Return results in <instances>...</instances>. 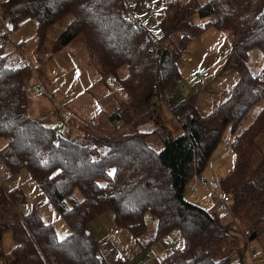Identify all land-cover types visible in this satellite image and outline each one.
<instances>
[{"label":"trees","instance_id":"trees-1","mask_svg":"<svg viewBox=\"0 0 264 264\" xmlns=\"http://www.w3.org/2000/svg\"><path fill=\"white\" fill-rule=\"evenodd\" d=\"M4 6L11 22L8 29L32 17L38 37L71 15L59 41L66 44L84 36L102 72L100 81L113 78L121 93L120 106L111 117L123 120L127 127L157 107L153 104L159 96L169 92L168 101L173 102L179 80L176 60L202 31L189 21L195 13L213 15L206 26L230 33L232 48L223 68L239 75L227 98L208 114L200 115L192 99L175 107L185 113L184 132L165 137L162 148L155 150L142 131L90 136L84 141L58 137L55 127L25 112L27 69L6 66L0 56V137L6 139L0 153L2 164L8 174L25 169L69 230L58 238L34 211L22 216L10 226L14 246L8 264H104L88 224L107 211L114 214L116 225L134 235L145 230L146 213L155 219L156 239L177 229L183 245L165 256L163 264H232L229 256L214 259L208 253L227 239L228 223L184 200L183 190L230 126L229 146L235 158L220 181L221 190L233 207H252L264 215V151L261 161L250 169L256 138L264 126V107L246 128L237 131L252 105L264 97V68L254 76L246 65L250 48L258 47L264 54V0L181 3L171 22L185 34L172 49L155 48L140 23L130 22L123 0H8ZM75 189L81 193L80 201L72 196ZM7 198L16 203L24 200L16 190L0 187V202ZM257 235L252 229L248 238Z\"/></svg>","mask_w":264,"mask_h":264},{"label":"rangeland","instance_id":"rangeland-1","mask_svg":"<svg viewBox=\"0 0 264 264\" xmlns=\"http://www.w3.org/2000/svg\"><path fill=\"white\" fill-rule=\"evenodd\" d=\"M6 1L8 0H0V56L3 57L6 66H24L27 69L28 101L25 112L30 118L57 128L55 133L58 137L84 141L85 137L90 136L142 131L147 133V143L155 150H159L165 137H176L184 132L181 124L186 120L185 113L176 111L175 107L184 100L192 99L200 115L208 114L227 98L238 80L239 75L236 71L223 68L225 58L232 48L230 33L220 31L211 25L206 26L213 20V15L200 16L199 13H195L189 21L202 28V31L182 48L176 60L179 80L173 90L174 110L171 107L165 111L158 109L157 113L161 110L163 114L158 126L152 118L155 110H151L127 127L123 120L111 117L120 106L121 93L113 78H107L108 88L100 81L102 72L84 36L79 35L66 44L59 41L72 16H65L52 25L43 37H38L37 21L32 17L27 18L17 28L8 29L11 22L4 6ZM186 1L188 0H123V3L127 15L131 14L130 11L136 12L141 27L151 38L155 48L165 46L172 49L185 33L175 29L171 21L176 8ZM206 1L197 0L199 4ZM164 32L167 34L166 37L163 36ZM246 65L254 76L261 73L264 68V54L258 47L248 50ZM203 71L207 72L209 77L198 86L192 85L191 81ZM260 86L261 82L257 89H260ZM158 102L159 100H155V105ZM262 107L264 97L252 105L237 131L246 128ZM173 115H177V119ZM91 119L93 123H89ZM231 142L232 134L228 126L222 132L199 174L193 173L188 179L183 190V198L222 222L228 223L227 239L208 249L212 258L229 256L232 264H264V215L256 213L252 207H233L220 187L221 179L230 172L234 163L235 154L229 146ZM5 145L6 139L0 137V153ZM263 151L264 126L256 138L250 169L261 161ZM0 187L7 192L16 190L17 194L24 197L20 203L8 198L0 202V230L4 227L0 232V264L9 263V254L14 246L10 226L31 211H34L44 223L50 224L58 238H63L69 233L52 202L29 177L27 171L20 169L8 174L1 156ZM72 196L77 201L82 199L81 193L76 189ZM218 198L228 202L231 213L219 210ZM144 217L147 225L149 223L156 225L154 218L149 214L146 213ZM96 219L98 218L89 222L88 228H91ZM94 225L92 229L96 234L105 227L103 220H96ZM252 229L258 235L250 239L248 236ZM150 230L153 233V227H150ZM143 233H139L138 236L146 235L144 239H147L148 233ZM165 236H167L165 239L158 241L161 246L160 252L166 250L168 252L171 246H177L176 249L182 247L183 240L177 229L171 230L161 238ZM251 253H255L254 258L250 256ZM118 257L119 254L117 259Z\"/></svg>","mask_w":264,"mask_h":264},{"label":"crops","instance_id":"crops-1","mask_svg":"<svg viewBox=\"0 0 264 264\" xmlns=\"http://www.w3.org/2000/svg\"><path fill=\"white\" fill-rule=\"evenodd\" d=\"M130 13L136 14V12L134 11H130ZM208 77L209 74L207 77L203 78L202 81L206 80ZM104 84L106 85L105 88H108V84L106 81L104 82ZM172 103H174V101ZM153 106L155 107L156 105L153 104ZM158 109H161L163 111L170 110L160 106H157L152 110V111L155 110L154 112L155 115H153L152 118L155 119L154 121L156 126H158L159 121L161 119V115H163L161 110L160 112L157 113ZM173 116H175L177 119V115H173ZM100 216L96 217L98 218L96 220H103L105 226L103 230H99L100 232L99 234H96L94 232L92 226H95L94 224L96 220L93 221L94 223H92L91 228H89V230L91 231L93 237L96 239L97 242V248H98L97 255L103 261L104 264H118L117 254L122 255L127 252L131 254V259L129 264H163L162 263L163 258L167 256L169 253H171L173 250H175L177 247V246H171L168 252H166L167 250L164 252L159 251V249H161V246L158 244V241L165 239L167 236L159 239L155 238V226H156L155 223H149L147 225L145 222V230L143 231L144 233L143 232L141 233L143 234L148 233L147 235L148 238L144 239V236L146 235L143 236L141 235L138 236V234L134 235L128 228L122 227L118 224L116 225L114 222V214L111 211L104 212ZM99 218H104V219H99ZM144 221H145V217H144ZM150 227L151 228L153 227V233H151ZM171 234L172 233H170V235Z\"/></svg>","mask_w":264,"mask_h":264},{"label":"built area","instance_id":"built-area-1","mask_svg":"<svg viewBox=\"0 0 264 264\" xmlns=\"http://www.w3.org/2000/svg\"><path fill=\"white\" fill-rule=\"evenodd\" d=\"M129 20L131 23L133 24H137L139 23V17L135 14V13H132L131 15H129ZM208 76V73L207 72H202L201 74H198L196 75V77L191 81L192 85H199L201 84L202 82V79L207 77ZM172 96L171 93H165L163 96H159L157 98L156 101L159 100L158 104L157 105H161V106H165L166 108L169 109L170 105H171V102L170 100L168 101V99H170ZM93 121H91L92 123ZM218 201H219V204H218V207H219V210L222 211V212H227V211H230V208H229V205H228V202H225L223 201V199L221 198H218ZM252 258L255 257V253H251L250 255ZM130 259H131V254L130 253H124L122 255H119L118 257V264H129L130 262Z\"/></svg>","mask_w":264,"mask_h":264},{"label":"water","instance_id":"water-1","mask_svg":"<svg viewBox=\"0 0 264 264\" xmlns=\"http://www.w3.org/2000/svg\"><path fill=\"white\" fill-rule=\"evenodd\" d=\"M262 12H264V8H263Z\"/></svg>","mask_w":264,"mask_h":264}]
</instances>
